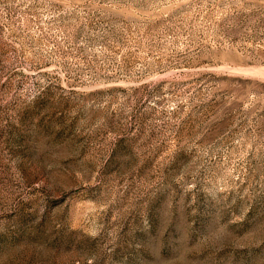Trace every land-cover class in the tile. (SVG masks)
Returning <instances> with one entry per match:
<instances>
[{"label": "rangeland", "instance_id": "rangeland-1", "mask_svg": "<svg viewBox=\"0 0 264 264\" xmlns=\"http://www.w3.org/2000/svg\"><path fill=\"white\" fill-rule=\"evenodd\" d=\"M0 264H264V0H0Z\"/></svg>", "mask_w": 264, "mask_h": 264}]
</instances>
